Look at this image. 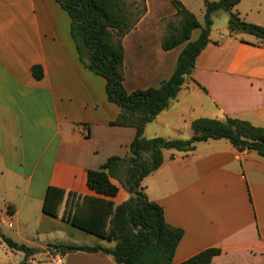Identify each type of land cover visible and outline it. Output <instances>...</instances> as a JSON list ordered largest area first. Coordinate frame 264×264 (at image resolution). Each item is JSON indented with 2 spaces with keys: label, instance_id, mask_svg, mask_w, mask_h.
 <instances>
[{
  "label": "crops",
  "instance_id": "0c3cea01",
  "mask_svg": "<svg viewBox=\"0 0 264 264\" xmlns=\"http://www.w3.org/2000/svg\"><path fill=\"white\" fill-rule=\"evenodd\" d=\"M146 5L147 12L123 40L128 92L169 79L186 45L162 48L163 19L176 14L172 2L146 0ZM233 11L264 26V0H241ZM219 13L192 78L146 124V137L189 139L194 119L225 114L264 128V41L231 31L230 15L218 25ZM71 23L57 0H0V221L10 214L19 227L34 223L30 215L41 207L38 233L57 240L49 243L114 247V241L42 210L49 185L97 195L87 184L88 170L111 156H126L136 136L135 127L111 123L120 107L108 100L106 79L82 62ZM195 30L191 40L200 35L201 29ZM37 64L44 71L39 80L31 70ZM112 181L119 192L107 198L115 204L129 199L124 186ZM142 185L149 200L162 206L167 222L184 231L173 264L210 247L221 249L212 264H264V157L257 152L239 150L227 139L200 141L191 151L164 149L163 163ZM54 254L61 264H120L102 252Z\"/></svg>",
  "mask_w": 264,
  "mask_h": 264
},
{
  "label": "trees",
  "instance_id": "16d2710c",
  "mask_svg": "<svg viewBox=\"0 0 264 264\" xmlns=\"http://www.w3.org/2000/svg\"><path fill=\"white\" fill-rule=\"evenodd\" d=\"M241 0H204L205 15L201 23L182 0H171L176 9L178 23L163 19L166 32L162 48L170 50L186 43L179 55L172 76L158 87L128 92L125 80V36L135 29L147 12L146 1L133 19L126 0H57L72 19L71 33L82 62L97 75L106 79L109 101L120 107L113 125L133 126L136 136L129 153L111 156L97 169L87 172V184L97 195H86L49 185L42 204L44 213L59 217L108 241L114 247L96 245L51 244L54 253L66 255L73 251L112 254L120 264H173L176 248L184 231L167 222L164 210L157 202L149 200L142 182L163 163V150L191 151L196 143L208 139H227L239 150L255 151L264 157V128L248 120L231 117H199L192 121L193 134L189 139H171L162 136L148 138L145 126L162 112L181 90L187 78H192L196 60L208 45L214 14L227 11L231 31H244L264 41V26L247 22L234 12ZM200 28L197 39L191 40L193 30ZM36 79L44 76L43 67L32 66ZM117 179L130 193L126 201L115 204L107 197H114L119 187ZM11 213L10 206L8 207ZM3 242L11 249L22 251L18 264H28L38 249L20 243L0 233ZM218 247H210L179 264H212Z\"/></svg>",
  "mask_w": 264,
  "mask_h": 264
},
{
  "label": "rangeland",
  "instance_id": "374dc122",
  "mask_svg": "<svg viewBox=\"0 0 264 264\" xmlns=\"http://www.w3.org/2000/svg\"><path fill=\"white\" fill-rule=\"evenodd\" d=\"M146 0H126L128 3L130 10L133 14V19L138 15L139 10H141V7L145 3ZM171 1V0H170ZM190 8L193 10V12L199 17V19L203 20L204 17V1L203 0H187ZM218 18L215 19V23L217 21L218 25L223 24V20L225 21L226 18H228L229 13L227 11H220L218 14ZM168 20H171L175 23H178L179 18L175 15L173 17L168 18ZM212 26H215V24ZM211 26V27H212ZM214 28V27H213ZM212 28V29H213ZM199 33L198 30H195L193 33V38L197 36ZM3 189L0 188V210L4 209V200L1 197V192ZM37 206L36 204L33 205V207ZM41 207L35 208L30 215L31 218L34 217V223L31 221L27 225L18 226L17 223L14 222V219H10L12 222H10L8 216L10 217V214L7 216V219L0 221V233L9 236L20 243H25L29 246L35 247L38 249L36 253V259H34L33 262L28 264H54L55 263V257L56 255L51 250L50 245L52 243L49 242H56L57 240H54L53 236L47 235L45 233L39 234L38 232L41 230L38 228L37 223V214L40 212ZM26 216V213H22L20 217L24 218ZM60 242H65L66 238L63 237V239H59ZM49 243V244H48ZM47 253V254H46ZM24 253L22 251L13 250L9 248L2 240V236H0V264H18L23 259ZM52 256V257H51ZM40 260V261H39ZM39 261V262H38ZM56 264V263H55Z\"/></svg>",
  "mask_w": 264,
  "mask_h": 264
},
{
  "label": "built area",
  "instance_id": "2783aa9c",
  "mask_svg": "<svg viewBox=\"0 0 264 264\" xmlns=\"http://www.w3.org/2000/svg\"><path fill=\"white\" fill-rule=\"evenodd\" d=\"M55 263H56V264H61V258H57V259L55 260ZM55 263H54V264H55Z\"/></svg>",
  "mask_w": 264,
  "mask_h": 264
}]
</instances>
